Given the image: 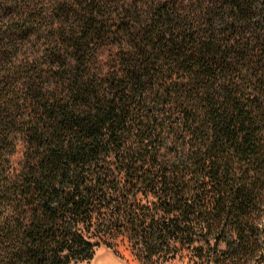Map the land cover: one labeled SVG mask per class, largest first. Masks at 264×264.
Listing matches in <instances>:
<instances>
[{"label":"trees","instance_id":"1","mask_svg":"<svg viewBox=\"0 0 264 264\" xmlns=\"http://www.w3.org/2000/svg\"><path fill=\"white\" fill-rule=\"evenodd\" d=\"M185 2L0 0V264H264V0Z\"/></svg>","mask_w":264,"mask_h":264},{"label":"rangeland","instance_id":"2","mask_svg":"<svg viewBox=\"0 0 264 264\" xmlns=\"http://www.w3.org/2000/svg\"><path fill=\"white\" fill-rule=\"evenodd\" d=\"M207 0H186L185 6L189 10L200 9ZM199 14L201 10L197 11ZM201 16V15H199ZM99 60H103L99 57ZM140 200L144 203L146 200L139 195ZM150 200V199H149ZM90 236V235H89ZM91 242L95 244L94 256L90 261L81 264H141L131 253V246L125 236H117L114 238L104 237L103 240L95 236H90ZM109 244V246L107 245ZM160 264H193L191 254L187 250H179L177 254L168 259L165 263Z\"/></svg>","mask_w":264,"mask_h":264}]
</instances>
